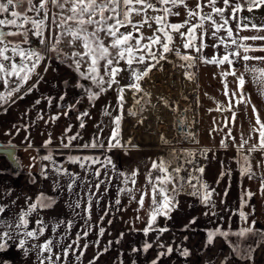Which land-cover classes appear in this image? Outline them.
I'll return each mask as SVG.
<instances>
[{"label": "snow or ice", "instance_id": "6c2138e0", "mask_svg": "<svg viewBox=\"0 0 264 264\" xmlns=\"http://www.w3.org/2000/svg\"><path fill=\"white\" fill-rule=\"evenodd\" d=\"M25 5L27 7L25 8ZM49 5L51 7H49ZM185 10V19L181 23H170V16H179V9ZM210 11H204V9ZM22 10V11H21ZM149 10L163 15H156L153 19L158 25L156 33L152 37L133 35V32L140 33L138 23H133V15H144ZM264 10V0H196L194 5L189 4V0H0V84L4 89L0 91V109L7 113L8 107L24 99L33 91L38 89L44 77L37 69L44 64V72L48 71L52 59L60 63H67L74 68L81 80L90 82L89 86L78 83L77 87L84 92V96L77 100L79 104L85 97L89 100L90 106H94V101L108 90L117 93V107L113 109L110 105L106 106L103 114L109 118L111 125L110 135L103 136V126L97 125V133L87 142H80L82 135L80 131L72 133V125L65 128L64 134L58 139L62 149L69 150V153L77 152L80 154H68L67 161L72 165H77L84 173L72 172L58 164L53 154L41 156L40 161H50L51 166L41 163L39 174L43 179L50 177L53 184L60 186V178L68 179L67 191L75 193L77 199L69 202L68 207L73 209L75 217L83 216L85 219L81 230L75 235V239H70L71 229L75 224V217L71 220L60 219L52 232L63 226L64 234L59 240L48 237L41 241V237L48 230V224L43 218L35 220V227H29L30 219L34 213L39 216L40 211L52 208L56 203L55 197H49L44 192H39L33 200L25 197L26 204L16 213L13 218H6V213L11 205L0 203V251L6 250L15 244L25 256L34 255L36 264H81L82 258L91 246L96 248V252L89 264H96L100 257L110 250L113 243L119 244L124 237L121 232L115 241H108V247H99L100 237L105 234L106 229L99 224L91 223V213L93 200L99 205L104 195H107L114 178H119L121 186H117L116 199L108 201L103 215L100 217L102 222L112 211L113 207L121 205V195L128 197L129 201L137 204V213L144 210L148 219L145 221L143 229L135 227L129 231H142L145 241L140 247L132 246L133 254H147L155 245L157 256L150 264H161L162 259L171 257L174 251H179L182 257L188 258L191 255L190 249L178 247L174 249L172 245H165L160 241V236L169 231L167 227H159L157 224L158 216L171 219V212L178 207L176 197L184 191L185 184L191 189L187 194L197 197L200 203L205 206V216H212L214 219L223 220L216 208L217 202L213 199L214 195H219L206 182H201L200 176L189 174L187 178L180 175L186 171L185 165L192 163L194 172L203 174L205 166L199 165L196 154L185 152L178 155L175 151L170 154V159L152 161L151 168L145 177V184L137 189L136 177L139 170H133L130 174L115 170V165L109 155L114 149H124L131 145V138L122 143V121L124 119V104L126 92L132 93L133 111L129 109L128 115L135 116L142 114L145 106H150V90L143 87V80L149 77L154 70H162V62L168 61V54L175 55L181 63L174 65L185 69V77L193 80L192 70L197 68L195 58L191 52L200 56L201 63L206 65H216L217 72L214 77L219 75L222 79L223 92L226 102L218 103L216 111H220L223 116V126L213 127V132L228 131L221 139V147L227 149L229 146L235 147L238 152L237 163L240 168V175L248 180L258 182L257 192L241 185L240 201L241 206L237 209H230L227 206L226 198L228 188L225 189L219 203L223 206L222 211L231 215H238L242 225L238 230L224 229L222 224H217L214 229L207 230L205 249L214 246L217 237L223 238L230 246V253L224 258L221 264H229L233 256L238 257L244 264H255V253L264 245V229L258 228L254 218L255 207L251 204L254 196L260 195L264 198V116L261 112L264 109L258 108L253 103L251 96L246 91L247 84L256 85V94L264 101V17L256 15ZM247 12L244 16L242 13ZM259 21V23L257 22ZM147 22V19L145 21ZM235 25L233 29L232 25ZM131 25L133 31H128ZM124 29V31H121ZM182 29H186L182 31ZM242 32H251V35H241ZM109 40L106 45L100 34ZM173 33L178 34L182 44L179 47H172L174 40ZM223 33V35H221ZM162 34V35H161ZM9 37H19V41L10 40ZM147 40V42H143ZM212 41L209 43L208 41ZM133 41H135L133 43ZM251 42V43H249ZM256 42H260L257 44ZM66 43L70 47H75L77 43L82 46V50L73 51L70 55L63 53L60 45ZM186 51L182 54L179 48ZM211 47L214 49L212 56L203 55L204 49ZM156 48L154 51L153 49ZM223 48L221 53L219 50ZM125 67H120L121 62ZM101 62L103 73H101ZM143 66L142 70L139 66ZM227 65V68L223 66ZM83 66V67H82ZM241 68L243 70H241ZM129 73V83L120 85L117 79L121 72ZM32 77L35 81L28 87ZM231 77V81H229ZM68 84L67 81L64 82ZM231 85V87H230ZM95 89V90H94ZM66 96L64 93L60 100ZM53 97H44L34 102L33 108L40 105L42 101H47L51 106ZM166 106L175 107L167 100L159 98ZM60 107L61 105H57ZM66 111L50 116L45 120L44 115L38 114V119L44 120L47 124L63 117H68L70 112L78 111L76 105H63ZM249 109L251 115H249ZM31 109L26 110L22 116L27 117ZM186 111V110H184ZM116 112L115 115L113 113ZM243 113L249 124V131L245 136L242 129V122H239V115ZM90 118V112L86 109L78 112L76 119L79 122V129L86 127L85 120ZM143 119L139 123H143ZM187 128L186 121H179ZM240 124L239 141L232 135L231 129ZM13 130H8L5 135L9 137L18 136L21 131L25 133V151L33 147L31 140V123H24L13 126ZM185 140L195 141V132L187 131L183 137ZM162 139H165L162 137ZM75 142V143H74ZM53 143L51 134L43 147H48ZM165 143L168 141L165 139ZM17 146L11 143L4 145L0 143V152H7V155L17 161L15 152L9 150ZM132 147H135L132 145ZM38 151V150H37ZM205 150L200 157L207 159ZM92 154H83V153ZM243 152L242 157L239 153ZM99 153V154H96ZM60 154H63L61 151ZM256 155L259 159H255ZM215 156V153H213ZM37 157H30L35 161ZM255 159V164L252 160ZM175 163V167L172 165ZM36 165L30 163L28 168ZM115 176L109 175V170ZM8 170L0 169V174H5ZM231 169L222 171L220 178L225 175L231 176ZM103 173V178L101 175ZM156 173V175H153ZM193 180L196 183H193ZM219 180L217 181V183ZM32 183H36L33 176ZM172 184L171 190L167 188ZM84 185H87L86 191ZM104 192L101 193V186ZM131 185V186H129ZM81 189L76 192L75 188ZM93 188L95 191H93ZM61 190H64L61 188ZM169 191L171 195H169ZM83 193V194H82ZM137 195L139 199H137ZM150 201L148 208L145 209V199ZM12 204L16 201H12ZM83 203V206H82ZM249 208L250 211H245ZM79 209V211H77ZM250 217H253L251 220ZM197 217H193L185 230H191V225L196 223ZM141 221L139 214L135 217V222ZM133 222V223H135ZM109 224L112 220L108 221ZM94 228L97 240L88 242L87 238L90 231ZM150 233H156V239L149 242L147 237ZM230 237H235V242ZM187 237H185V240ZM61 241L65 243L61 244ZM81 241H85L81 244ZM122 253L117 257L119 264H123ZM69 257L72 259L69 260ZM133 264H136L133 261ZM208 264H212L211 261Z\"/></svg>", "mask_w": 264, "mask_h": 264}, {"label": "crops", "instance_id": "0c3cea01", "mask_svg": "<svg viewBox=\"0 0 264 264\" xmlns=\"http://www.w3.org/2000/svg\"><path fill=\"white\" fill-rule=\"evenodd\" d=\"M195 2L196 0H189L190 6L194 5ZM204 11H210V9L206 8ZM179 12V16H170L168 18L170 23H181L185 19V10L180 8ZM242 15L247 16L248 13L244 12ZM256 15L264 17V10L259 11ZM257 22L259 23V21ZM232 26L233 29H235V25L233 24ZM251 34V32L241 33V35ZM221 35H223V33H221ZM208 42L211 43L212 41L209 40ZM256 43L259 44L260 42ZM219 51L222 53L223 48ZM213 54L214 49L211 47L204 49L203 55L212 56ZM255 54L264 55V53L259 52ZM191 55L195 58L197 68L193 71L194 79L191 81L187 80L188 82L190 81L192 88L195 87L196 91L194 94V110L198 127L194 131L195 141L186 140V143L198 148L201 152L209 150L207 152V159H203L205 161V171L202 174V182H206L211 188L215 189L217 194H219L214 195L213 199L217 202L216 210L220 215H223V220L220 221L214 219L210 215L205 216L204 213L207 209L200 203V200L197 197L187 195V197L179 200L178 207L171 212V219H165L163 216H158L157 218V224L159 227H167L169 229V231L160 236V240L165 245H172L174 249H177L178 247H186L190 249L191 255L190 257L185 258L179 254V251H174L171 257L163 258L161 264H208L209 261H211L212 264H221L224 258L229 255L230 246L223 238L217 237L214 240V246H209L205 249L207 230L214 229L217 227V224H222L224 229L230 228L232 230H238L239 227H241L242 222L238 215L230 216L229 214L224 213L222 211L223 206L220 205L219 200L223 196L225 189L228 188V195L226 198L227 206L230 209H237L241 206V185L244 188H250L253 192H257L259 187L257 181L248 180L246 177L240 175V168L236 159L238 158L237 149L229 146L225 150L221 147V139L224 137L228 129L224 128L223 131L210 134V129L214 126L222 127L223 116L229 115V113H224L222 115L220 111L215 110L218 107L217 102H220L221 104L226 102V98L222 94V79L219 75L214 77V73L217 72L216 65H206L201 63L200 56L197 53V56L194 52H191ZM223 67L227 68L228 66L224 65ZM50 68L51 67L48 68L46 73L44 72L41 74L44 79L39 84L37 90L33 91L24 99L19 100L16 104L9 106L7 113H4L3 110L0 109V139L13 142L19 148L22 157V172L18 176H13L9 164L4 159L0 158V169L8 170L5 174H0V203L11 205L5 214L6 218L11 219L16 213L21 211V208L26 204L25 197H31L35 200L37 194L41 191L48 194L57 188L64 189L62 190L63 198L55 208L45 211L42 214H39V216L34 213L29 217L30 228L35 227V220L37 218H43L48 224L47 233L41 237L40 242H43V240L48 237L59 240L60 236L64 234L63 226L57 228L55 232H52V228L56 226V223L60 219L67 221L75 217L73 209L69 208L68 204L77 199L75 193L70 194L67 191V184L69 182L67 178L61 177V187H57L53 184V179H55L54 176L45 180L39 174L41 163L51 166L50 161H40L39 159L41 156L46 155V153H41L39 149L43 148L44 141L48 139L49 134H51L53 141L49 146L59 147L61 145L58 138L64 134V130L69 124L72 123L73 128L72 132L68 135L79 131V122L77 119L71 117V112L67 118L61 116L60 119L47 124L44 120L38 119V114L44 115L45 120H47L52 115L66 111V108L62 107V103L70 102L71 95H73L72 89L61 88L59 84L61 82L59 79V77H61L60 71L51 70ZM241 70L243 69L241 68ZM35 79H31L29 83H33ZM228 79L231 81L232 78L229 77ZM246 91L251 96L253 103H255L258 108L264 109V101H262L256 94V85L247 84ZM64 93H66L65 98L60 100V97ZM41 96L53 97L54 99L51 106L47 104V101H42L40 105L33 108L34 102L41 98ZM58 104L61 106L58 107ZM28 109H31V111L25 118L22 114ZM249 115H251L250 109ZM261 115L264 116V111L261 112ZM86 120L85 123L87 128ZM238 120L239 122H242L243 132L245 136H247L249 124L242 112L239 115ZM24 123H31L30 132L33 147L27 151L24 150L26 142L24 141L25 133L23 131H21L18 136L9 137L5 135V132L10 129L14 131V125L19 124L22 127ZM239 130V123L236 127L231 129L232 135L236 137L237 141H239L240 138L238 134ZM140 134L141 137H144L141 132ZM124 141H126L125 135L122 136V143ZM213 153H215V156H213ZM67 155L68 154H59L53 156L57 163L61 164L64 168H67L72 172H80L81 176H83L84 173L77 165H72L67 161ZM109 155L112 158L116 171L130 174L133 170H139L135 185L137 189L144 186L145 177L151 168L152 161H159L162 159V151L159 146L151 147L136 145L135 147H132L129 145L123 150L119 148L114 149ZM242 155L243 152L239 153V157H242ZM30 157H37V159L32 161L30 160ZM255 159H259V156L256 155ZM255 159L252 160L253 164H255ZM30 163H33L36 166L30 169L28 168ZM227 169L232 170L231 176L225 175L221 179V172L226 171ZM109 175L115 176V173L110 169ZM153 175H156V173H153ZM33 176L36 183H32ZM101 178H103V173ZM218 180L219 182L217 183ZM117 186H121V181L119 178H114L110 190L107 195H104L100 204L97 205L96 201L93 200L91 223L93 225L99 224L106 229L105 234L99 238V247L101 249L103 247H108V241H115L120 236L121 232L124 233V237L119 244L113 243L110 246L109 252L102 255L96 264H119L117 257L120 256L121 253L123 254V264H133V261H135L136 264H150V262L157 256L155 245L147 254H133L131 252L132 246L140 247L146 238L142 231H129V229L133 227L136 229H143L145 227V221L148 219L147 213L144 210L137 213V204L135 201L130 202L127 196L121 195V205L113 207L109 215L106 216L102 222L100 221V217L103 215L108 201H114L117 197ZM86 189L87 185H84V190L86 191ZM75 191L80 192L81 189L76 187ZM93 191H95L94 188ZM100 191L101 193L104 192L103 185L101 186ZM137 199H139L138 195ZM12 201H16V203L12 204ZM149 203L150 201L146 198L145 209L148 208ZM251 204L255 207L254 218L257 221L256 226L264 229V198L258 194L252 198ZM244 210L250 211L249 208H245ZM77 211H79V209ZM137 214L141 217V221L139 222H135ZM193 217L198 218L196 223L191 225V230H185V225H187ZM252 218L253 217H250L249 219L251 220ZM109 220H112L111 224L108 223ZM84 222L85 219L83 216L75 217V224L71 229L70 239H75L76 233L81 230V226L84 225ZM97 230L98 229L94 228L90 231L87 238L88 242H94L97 240ZM156 235V233H150L147 240L149 242L155 241ZM163 236L165 237L163 238ZM185 237H187L186 240ZM230 238L235 242V237ZM84 242L85 241H81L80 243L83 244ZM63 243L65 242L61 241V244ZM95 252L96 248L90 245L82 258L81 264H89V261L92 259ZM71 259L72 258L69 257V260ZM0 264H36V261L34 255L25 256L15 244H12L6 250L0 251ZM229 264H244V262H241L238 257L233 256L229 261ZM255 264H264V245H262L255 253Z\"/></svg>", "mask_w": 264, "mask_h": 264}, {"label": "rangeland", "instance_id": "374dc122", "mask_svg": "<svg viewBox=\"0 0 264 264\" xmlns=\"http://www.w3.org/2000/svg\"><path fill=\"white\" fill-rule=\"evenodd\" d=\"M27 5H25V8ZM49 7H51L49 5ZM22 11V10H21ZM162 15L163 13H157L153 10H149L146 14V17L144 15H133L132 21L133 23H138L140 27V33L133 32V35H140L142 34L143 37H152L154 33H156L158 25L154 22V17L156 15ZM147 19V22H143ZM186 29H182L184 31ZM121 31H124V29H121ZM128 31H133L132 26H128ZM162 35V34H161ZM101 39H104V43L107 45L109 43V40L104 38L103 33L100 34ZM174 40L171 44L172 47H179L182 44V41L178 34L173 33ZM10 40L13 41H19V37H9ZM135 41H133L134 43ZM147 42V40L143 41ZM62 51L66 55H70L73 51H80L82 50V46L77 43L74 49H71L70 46H68L66 43H62L60 45ZM154 51L156 48L153 49ZM181 53L183 54L186 50L182 47L179 48ZM195 53V52H194ZM193 54V53H192ZM196 55V53H195ZM197 56V55H196ZM168 61L169 62H162L163 67L162 70H156L154 69L150 74L149 77L145 78L142 82L143 87L150 90V92L153 90L160 89L165 90V94L161 95L159 98H163L164 100H167L169 104L174 105L175 107H169L166 106L163 102L157 99H153L152 95L149 97L150 100V106L146 105L145 110L142 114L138 113L135 116H129L128 112L129 109L132 108L133 111L136 109L133 108V99H132V93L126 92L125 94V104H124V119L122 121V136L125 135V140L127 141L129 138H131V146H159L162 151V159L168 160L170 159V154L175 151L178 155H181L185 152H192L196 154V158L198 159L199 165H205V161L203 158L200 157V154L202 153L201 150H199L196 147H193L192 145H188L186 143V140L183 138V134H179L177 130V123L178 119L182 117V112L186 110L185 115V121L187 122L189 126V131H195L197 126V118L196 113L194 110L195 103H194V94H195V87L192 88L190 81L188 82L187 78L185 77V69L181 67H176L174 65H179L181 61L173 54H168ZM72 63L71 60H68L67 63H60L58 60L52 59L50 61V69L60 71L61 77H59L61 88H64V86H69L72 89L77 87L78 83H83L87 86L90 85L89 81L81 80L78 77V73L75 71L74 68L69 67ZM196 63V62H195ZM44 65V64H42ZM83 67V66H82ZM120 67H125L124 62L122 61L120 64ZM142 70L143 66H139ZM101 73H103V66L101 62ZM195 71V68L192 70V72ZM194 73V72H193ZM151 75V77H150ZM117 79L119 80L120 85H126L129 83V73L127 71L121 72ZM65 81L68 82L67 85H65ZM4 86L3 84H0V91H3ZM95 90V89H94ZM82 91V90H81ZM83 92V91H82ZM163 93V92H162ZM84 92L80 93L79 96L76 97H82L84 96ZM76 100V98H75ZM82 101L85 102L86 108H88V111L90 112V118H87V128L79 129L82 135V142H87L91 139V137L97 133V125L103 126V136L107 138L110 135L111 132V125L109 118L106 117L103 112L106 106H111L113 109H116L117 107V93L114 90H108L107 92L101 94L97 100H95L94 106H90L89 100L85 97ZM75 103V101L71 102ZM82 103V102H81ZM154 107V109L161 108L168 109L170 112H168L167 115V123H161L158 122V125L154 126L152 124V121L150 120V117L148 115V112L150 111V108ZM78 112L72 113L71 117L76 118ZM116 112L113 113L115 115ZM143 119V123H139ZM170 124V125H169ZM72 125V123H71ZM159 131V132H158ZM140 132L144 137H141ZM61 135V134H60ZM154 136L157 137V139H153ZM165 138L168 143H165ZM137 139V140H136ZM140 140V141H139ZM172 167H175V163L172 165ZM186 171L180 173L181 176L187 178L189 174L193 176H200L201 182H202V174L194 172L193 164L187 163L185 165ZM193 183H196L195 180H193ZM173 187L172 184H168L167 188L171 190ZM191 191L187 187V184H185L184 191H181L180 194L176 197V200H181L184 197H187V192ZM169 195H171V192L169 191ZM165 236H163L164 238ZM161 241V240H160ZM150 254V253H149Z\"/></svg>", "mask_w": 264, "mask_h": 264}, {"label": "flooded vegetation", "instance_id": "af4514ba", "mask_svg": "<svg viewBox=\"0 0 264 264\" xmlns=\"http://www.w3.org/2000/svg\"><path fill=\"white\" fill-rule=\"evenodd\" d=\"M76 46V45H75ZM71 49H74V47H71ZM56 60V59H55ZM37 71L40 73V74H43L44 73V65H40L39 66V68L37 69ZM36 77H32V79H35ZM31 81V80H30ZM32 82H30L28 85H26V87H28L30 84H31ZM60 83H62V82H60ZM59 83V84H60ZM87 86V85H86ZM72 89L71 87H69V86H64V89ZM73 90V95H71V101L70 102H65V103H62V107H63V105H71L72 103V101H75V103H73V105H76V107H77V110L78 111H74V112H71V114L72 113H75V112H83V111H85L86 109L88 110V108H86V105H85V102L84 101H81L79 104H77V100L79 99V97H76V96H79L80 95V93H83L82 91H81V89L79 88V89H77L76 87H74V89H72ZM75 98H76V100H75ZM76 119V118H75ZM73 126V125H72ZM73 128V127H72ZM0 143H2V144H4V145H7L8 143H11V144H14L13 142H11V141H5V140H3V139H0ZM15 145V144H14ZM64 150V151H63ZM39 151L41 152V153H46V154H53V155H59L60 154V152L62 151L63 152V154H74V153H77V152H72V153H69V150L67 151L66 149H62L61 148V146H48V147H43V148H40L39 149ZM84 154H92V153H87V152H85ZM97 154H99V153H97ZM16 155H17V161H18V163H19V165H20V168H19V171H14V169H13V165H12V163L7 159V157L5 156V155H3V154H1L0 155V158H2V159H4L8 164H9V167H10V169H11V173H12V175L13 176H18L21 172H22V163H21V154H20V150H19V148L18 147H16ZM60 191V193H61V195H62V197H61V199L52 207V208H50V209H44V210H42V211H40V213L39 214H42L43 212H45V211H48V210H51V209H53V208H55L56 206H57V204L62 200V198H63V191L60 189V188H57V189H55L53 192H51V193H48V194H46V195H48L49 197H50V195H52L55 191ZM47 233V231L45 232V234Z\"/></svg>", "mask_w": 264, "mask_h": 264}, {"label": "bare ground", "instance_id": "6f19581e", "mask_svg": "<svg viewBox=\"0 0 264 264\" xmlns=\"http://www.w3.org/2000/svg\"><path fill=\"white\" fill-rule=\"evenodd\" d=\"M163 92V93H162ZM165 94V90H160V89H157L151 91V95L153 97V99H157L159 98L161 95ZM168 112H170V110L168 111V109H154V107H151L150 108V111L148 112V115L150 117V120L152 121V124L154 126L158 125V122H161V123H167V115H168ZM170 125V124H169ZM159 126V125H158ZM159 132V131H158ZM153 139H157L156 136H154Z\"/></svg>", "mask_w": 264, "mask_h": 264}, {"label": "water", "instance_id": "95a60500", "mask_svg": "<svg viewBox=\"0 0 264 264\" xmlns=\"http://www.w3.org/2000/svg\"><path fill=\"white\" fill-rule=\"evenodd\" d=\"M185 115H186V112L183 111L182 112V117L178 119V122L179 121H185ZM177 130L179 132V134H183L185 136L186 132L189 131V126L187 124V128H185V125L184 124H180V123H177ZM13 152L16 153V148H13V149H9ZM3 154L7 157V159L12 163L13 165V169L14 171H19V168H20V165L18 163V161H13L8 155H7V152H0V155ZM50 197H55L56 198V203L61 199L62 195L60 193V191H55L52 195H50ZM55 203V204H56Z\"/></svg>", "mask_w": 264, "mask_h": 264}, {"label": "trees", "instance_id": "16d2710c", "mask_svg": "<svg viewBox=\"0 0 264 264\" xmlns=\"http://www.w3.org/2000/svg\"><path fill=\"white\" fill-rule=\"evenodd\" d=\"M64 151V150H63ZM68 151V150H67Z\"/></svg>", "mask_w": 264, "mask_h": 264}]
</instances>
